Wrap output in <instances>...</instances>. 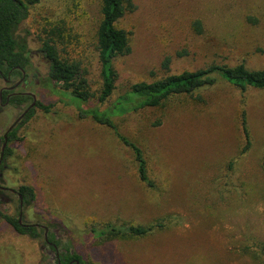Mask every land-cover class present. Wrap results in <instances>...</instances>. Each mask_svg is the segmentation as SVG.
Here are the masks:
<instances>
[{
    "label": "rangeland",
    "instance_id": "rangeland-1",
    "mask_svg": "<svg viewBox=\"0 0 264 264\" xmlns=\"http://www.w3.org/2000/svg\"><path fill=\"white\" fill-rule=\"evenodd\" d=\"M101 2L40 0L18 29L32 65L14 91L54 107L45 113L35 106L7 142L0 210L17 218L22 212V222L38 225L41 236L22 235L0 217V264H57L45 227L82 264H264V89L223 81L202 98L116 117L119 131L143 149L152 187L141 181L132 150L109 127L80 118L76 105L104 109L134 83L215 63L264 68V0H132L117 22L129 32L131 53L115 59L116 89L102 106L96 97L82 103L51 81L38 53L46 31L58 28L62 56L81 63L98 96ZM20 80L0 78V91ZM32 102H1L0 157L4 134ZM243 111L251 134L246 152ZM23 184L36 192L32 205L20 206L16 191ZM158 220L169 223L144 237L94 239L89 232L106 222Z\"/></svg>",
    "mask_w": 264,
    "mask_h": 264
},
{
    "label": "trees",
    "instance_id": "trees-1",
    "mask_svg": "<svg viewBox=\"0 0 264 264\" xmlns=\"http://www.w3.org/2000/svg\"><path fill=\"white\" fill-rule=\"evenodd\" d=\"M40 0H0V78L13 81L23 78L25 72L32 65V51L27 41L18 34L21 24L29 17L30 7ZM132 0H102L101 21L97 31L99 61L101 65V89L96 96L91 91L86 70L81 63L69 57L62 56L55 35L58 28L46 31L38 53L49 65L48 75L51 81L61 84L65 92L80 99L82 103L91 101L96 97L102 105L109 102L116 89L118 73L114 67V61L119 56L131 53L129 32L117 26V22L132 10ZM200 27V22H197ZM170 58H166L163 66L169 69ZM227 82L235 87L245 90L249 87L264 89V68L253 69L244 62L230 64H210L197 70H185L181 73L170 74L154 81H141L132 84L124 93L120 94L111 105L100 109L99 107H84L76 104L80 118L91 117L95 122L107 126L114 131L119 140L129 147L138 165V173L141 181L148 186H154L149 176L148 163L143 149L132 139L122 134L115 122L116 117L124 116L144 108H159L170 104L175 98L186 96L202 98L201 92L209 89L219 82ZM4 94H7L5 92ZM5 98V97H4ZM33 96L27 92L12 94L9 103L15 107L27 104ZM7 99L5 98V102ZM36 107L45 113L52 111L54 104L36 102ZM35 106L29 108L23 119L8 133V141L17 137V130L35 114ZM241 126L245 137V145L242 152H246L251 144V134L247 122L246 112H242ZM4 140V138H2ZM11 149L6 148L4 158L11 154ZM6 188L0 186V203L3 202ZM19 202L22 196L23 206L32 205L36 200V192L30 185L23 184L17 190ZM0 217L9 223L18 233L39 238L41 231L36 224L20 222V219L0 210ZM169 222L158 220L150 225H131L123 222H106L101 225H91L89 232L94 239H116L120 237H144L165 227ZM54 243L60 250L50 246L56 254L57 264H74L79 260L84 263L82 256L71 250L69 246H62L61 241L50 228L48 241Z\"/></svg>",
    "mask_w": 264,
    "mask_h": 264
},
{
    "label": "flooded vegetation",
    "instance_id": "flooded-vegetation-1",
    "mask_svg": "<svg viewBox=\"0 0 264 264\" xmlns=\"http://www.w3.org/2000/svg\"><path fill=\"white\" fill-rule=\"evenodd\" d=\"M4 79V78H3ZM6 82H8V83H10V82H12L11 80H7V79H4ZM26 80V72H25V74H24V77L23 78H21V80L19 81L20 83L22 82V81H25ZM18 83V82H17ZM16 83V84H17ZM15 84V85H16ZM15 85H13V86H15ZM13 86H9V87H4V88H2L1 89V91H0V105H1V102L3 101V100H5V98L7 99V101L5 102V104H10L9 103V99H10V97H11V95L12 94H15V93H18V92H15L14 90L19 86H17L16 88H13ZM5 92H7V94H4ZM27 93H29V92H27ZM29 94H31V93H29ZM32 96H33V94H31ZM5 97V98H4ZM33 102L35 101V98H34V96H33ZM32 102V103H33ZM36 102H37V99H36ZM31 103V104H32ZM31 104L28 106L29 108H30V106H31ZM35 105H36V103H35ZM34 105V106H35ZM33 106V107H34ZM26 108L25 109V111L23 112V114H24V116H25V114H26V112L28 111V109L29 108ZM32 108V107H31ZM22 120V119H21ZM20 120V121H21ZM19 121V122H20ZM16 122V121H15ZM15 122L13 123V124H15ZM19 122H17L16 124H15V126L19 123ZM12 124V125H13ZM11 125V126H12ZM14 126V127H15ZM10 128V127H9ZM14 129V128H13ZM9 130V129H8ZM8 130L6 131V133L4 134V136L7 134L8 135ZM4 136H3V138H4ZM4 142H5V139H4ZM4 144V143H3ZM3 147V146H2ZM2 154V153H1ZM1 158V157H0ZM4 160V159H3ZM2 163H3V161H2ZM2 165V164H1ZM1 167V166H0ZM16 193H17V191H16ZM20 196V195H19ZM20 203V206H21V202H19ZM22 213V212H21ZM21 213H20V215H21ZM19 219H20V216H19ZM21 219H22V217H21ZM38 226V225H37ZM46 233H47V238H46ZM48 233H49V228H47V227H45V234H44V240L45 241H48ZM49 245L47 246V247H49L50 249H51V247L50 246H54L55 247V249L57 250V253H58V251L60 250L54 243H52V242H49L48 243ZM52 250V249H51ZM53 251V250H52ZM53 252H55V251H53ZM56 252H55V258H56V254H57ZM76 261L77 260H75V262H74V264H76ZM57 263V262H56Z\"/></svg>",
    "mask_w": 264,
    "mask_h": 264
},
{
    "label": "water",
    "instance_id": "water-1",
    "mask_svg": "<svg viewBox=\"0 0 264 264\" xmlns=\"http://www.w3.org/2000/svg\"><path fill=\"white\" fill-rule=\"evenodd\" d=\"M19 84H20V82H18L15 86H13V88H16ZM33 96H34V98H35V95H33ZM35 103H36V98H35V101L31 104L30 108L33 107V106L35 105ZM23 117H24V114H22V115L16 120L15 124H16L17 122H19ZM15 124H13L12 126H10V128H9V130H8L7 133H9L10 131L13 130ZM4 139H5V142H4L3 147H2V154H1V158H0V166H1L2 161H3V159H4V152H5V149H6V146H7V142H8V135H7V134L4 136ZM10 190H11V191H15L14 189H10ZM20 199H21V206H23V201H22V196H21V195H20ZM21 217H22V213H21V215H20V222H22ZM46 238H47V233H46ZM76 264H80V261L77 260V261H76Z\"/></svg>",
    "mask_w": 264,
    "mask_h": 264
}]
</instances>
